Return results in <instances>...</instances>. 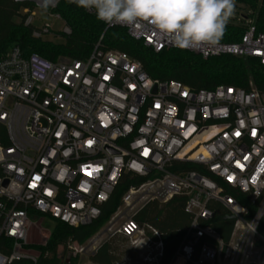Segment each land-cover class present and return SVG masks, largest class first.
<instances>
[{
	"label": "built area",
	"instance_id": "1",
	"mask_svg": "<svg viewBox=\"0 0 264 264\" xmlns=\"http://www.w3.org/2000/svg\"><path fill=\"white\" fill-rule=\"evenodd\" d=\"M250 1L235 0L227 25L244 30L239 42L182 51L264 65L263 0ZM22 13L32 25L35 13ZM100 22L106 30L125 29L155 53L181 50L147 23ZM50 33L46 25L33 37ZM70 34L65 24L63 35ZM251 87L195 91L155 80L139 61L100 44L84 60L57 62L14 46L0 60V125L7 141H0V264H43L38 247L47 244L32 241L33 229L44 236L32 219L91 226L127 174L145 182L126 191L119 209L85 244L60 246L69 256L85 257L80 264H95L90 257L119 237L129 253L116 264H161V233L134 215L148 203L166 205L181 196L191 223L168 264H263L264 93ZM215 204L234 221L228 242L212 227Z\"/></svg>",
	"mask_w": 264,
	"mask_h": 264
},
{
	"label": "trees",
	"instance_id": "2",
	"mask_svg": "<svg viewBox=\"0 0 264 264\" xmlns=\"http://www.w3.org/2000/svg\"><path fill=\"white\" fill-rule=\"evenodd\" d=\"M238 1L251 3L250 0ZM35 8L33 4L0 0V60L6 57L5 53L13 43L20 46L24 55L36 53L51 62H57L61 58L84 60L100 44L103 50L123 52L139 61L148 75L155 80L178 82L195 91H211L222 85L250 90L252 84L253 88L264 93V65L256 59L220 56L205 60L200 55L182 50L155 53L143 42L132 39L125 29L114 27L106 30V26L95 16L66 1L60 2L51 11L71 29V34L64 35V44H54L33 37L35 28L26 25L29 15H24L22 11ZM259 18L258 22L262 20L259 29L264 30V0L259 9ZM243 35L244 30L227 26L221 42L237 43ZM5 134L0 125V141L4 144L7 143ZM194 169L196 167L189 166V170ZM144 182L145 179L125 175L110 201L104 206L102 217L91 226L74 229L56 222L57 228L50 236L48 244L38 247L44 252L43 264H77L80 258L69 256L66 250L58 256V247L66 245L69 241L79 245L85 244L119 209L126 191L131 186L138 187ZM185 205V197H175L166 205L148 203L134 215L138 224L150 225L161 233L165 244V257L161 264L169 263L191 223V216L185 211ZM214 208L216 215L212 227L228 242L234 221L221 205L215 204ZM259 232L264 237V219L260 223ZM128 253L125 240L119 237L105 242L98 252L90 257V261L95 264H116Z\"/></svg>",
	"mask_w": 264,
	"mask_h": 264
},
{
	"label": "clouds",
	"instance_id": "3",
	"mask_svg": "<svg viewBox=\"0 0 264 264\" xmlns=\"http://www.w3.org/2000/svg\"><path fill=\"white\" fill-rule=\"evenodd\" d=\"M79 8L94 11L108 25L142 27L154 31L178 49L216 47L223 39L235 0H68ZM52 0H42L44 12Z\"/></svg>",
	"mask_w": 264,
	"mask_h": 264
},
{
	"label": "rangeland",
	"instance_id": "4",
	"mask_svg": "<svg viewBox=\"0 0 264 264\" xmlns=\"http://www.w3.org/2000/svg\"><path fill=\"white\" fill-rule=\"evenodd\" d=\"M35 13V18L33 20L32 26L36 29L43 30L46 25H49L51 27V33L45 34L43 39L45 41L53 42L54 44H64L65 43V37L63 35V30L65 28V23L62 19L56 18V15L53 14V12L50 9H47L46 12L43 11V9L35 8L34 10H30ZM15 46V43H13L9 49H7L5 55H8L10 50ZM33 222L36 224H40L41 231L44 236L41 235L37 229L32 230L31 239L33 242L39 241L43 242L45 241V244H48L50 235H52L56 228L57 223L56 221L52 220L49 217L40 216L38 219H32ZM45 237V240L44 238ZM43 238V239H42ZM47 239V240H46ZM127 246V243H126ZM64 253V250L62 247H58L57 249V255L61 256ZM83 260H85V257L80 258L77 264H80ZM90 260V259H89Z\"/></svg>",
	"mask_w": 264,
	"mask_h": 264
},
{
	"label": "water",
	"instance_id": "5",
	"mask_svg": "<svg viewBox=\"0 0 264 264\" xmlns=\"http://www.w3.org/2000/svg\"><path fill=\"white\" fill-rule=\"evenodd\" d=\"M17 4H33L36 8L42 9V0H13ZM58 0H52L51 6L48 8L50 10L56 8Z\"/></svg>",
	"mask_w": 264,
	"mask_h": 264
},
{
	"label": "snow or ice",
	"instance_id": "6",
	"mask_svg": "<svg viewBox=\"0 0 264 264\" xmlns=\"http://www.w3.org/2000/svg\"><path fill=\"white\" fill-rule=\"evenodd\" d=\"M236 134H237V135H239V133H236ZM88 143H89V145H91V143H92V142H91V141H89Z\"/></svg>",
	"mask_w": 264,
	"mask_h": 264
}]
</instances>
